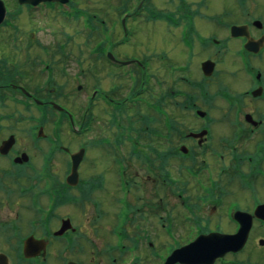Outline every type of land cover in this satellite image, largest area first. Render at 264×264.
<instances>
[{
	"label": "flooded vegetation",
	"instance_id": "af4514ba",
	"mask_svg": "<svg viewBox=\"0 0 264 264\" xmlns=\"http://www.w3.org/2000/svg\"><path fill=\"white\" fill-rule=\"evenodd\" d=\"M91 1L0 0V264H264V0Z\"/></svg>",
	"mask_w": 264,
	"mask_h": 264
},
{
	"label": "rangeland",
	"instance_id": "374dc122",
	"mask_svg": "<svg viewBox=\"0 0 264 264\" xmlns=\"http://www.w3.org/2000/svg\"><path fill=\"white\" fill-rule=\"evenodd\" d=\"M97 2H98V0H92L91 6H92V4L93 5L97 4ZM82 6L83 5H81L80 7H82ZM95 10H98V9L95 8ZM23 16H24L23 18L26 22V35L29 34V31H31L32 29H37V32L35 35V37L37 38V43L39 41V43L41 44L42 47L43 46H49V47H52L53 49H56L55 44H54L56 38L54 37L53 33L55 31H57V33H58L59 31H62L61 28L66 27L65 24H62L60 22V20H62L61 16L54 15V17H51L50 20L52 23L50 25H49V23H44L43 21H40V23L38 24V22H39V19H38L39 16L38 15H29V14L25 13ZM77 23L80 25V23L76 21V22L72 23V26H70L69 28H65V29H67L68 31H71V32H76L81 27ZM74 38H78V39L76 40V42L74 44L73 51L71 53V55H73V57L70 58V62L80 61L82 59L80 49H81V45L83 42V38L80 35H78L77 33L75 34ZM30 44L33 46L32 43H30ZM34 44H36L35 40H34ZM56 59L58 61H60V59H62L61 55L57 54ZM62 60H64V59H62ZM73 67H75V66L73 65ZM65 70L67 71V73H70V69L65 68ZM92 86H94L93 82H91V89H92ZM95 86L97 87L98 84L96 83ZM103 86L105 88H110L112 86V83L109 80H105V82L103 83ZM100 136L101 135H96V138L99 139ZM80 140L81 139H78V142ZM73 147L74 148L78 147V144L77 143L74 144ZM170 246H174V245H172L170 243Z\"/></svg>",
	"mask_w": 264,
	"mask_h": 264
},
{
	"label": "water",
	"instance_id": "95a60500",
	"mask_svg": "<svg viewBox=\"0 0 264 264\" xmlns=\"http://www.w3.org/2000/svg\"><path fill=\"white\" fill-rule=\"evenodd\" d=\"M27 1V0H24ZM81 155H82V151L75 155V160H74V170H76L80 160H81ZM240 235H238L237 237H239ZM201 244H205L204 241H199L197 240L196 242L190 244L187 247L184 248H180L175 250L169 257L168 262H170L169 264H174L176 262L179 263H187V264H195L198 262V260H203V257L200 259H197V252L196 249L197 247ZM227 245H232V243H227Z\"/></svg>",
	"mask_w": 264,
	"mask_h": 264
}]
</instances>
